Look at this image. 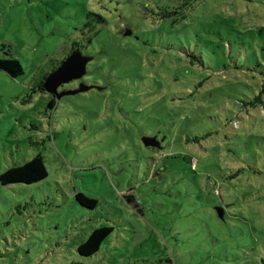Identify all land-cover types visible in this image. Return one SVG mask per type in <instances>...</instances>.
<instances>
[{
  "label": "rangeland",
  "instance_id": "obj_1",
  "mask_svg": "<svg viewBox=\"0 0 264 264\" xmlns=\"http://www.w3.org/2000/svg\"><path fill=\"white\" fill-rule=\"evenodd\" d=\"M77 43L94 59L65 89L103 86L55 98ZM9 57L0 175L42 155L48 176L0 181V264H264V0H0Z\"/></svg>",
  "mask_w": 264,
  "mask_h": 264
},
{
  "label": "trees",
  "instance_id": "obj_2",
  "mask_svg": "<svg viewBox=\"0 0 264 264\" xmlns=\"http://www.w3.org/2000/svg\"><path fill=\"white\" fill-rule=\"evenodd\" d=\"M247 1H253V0H247ZM92 42H93L92 39L89 38V43ZM77 44L80 45V43ZM101 53H107V50L103 49ZM0 68L7 71L9 74H11L13 77L16 78L24 74V68L22 66V63L20 62L19 59L14 57L0 58ZM99 70H101V68L97 66L94 72ZM93 83L94 84H87V85H93L92 88L103 86L99 82H93ZM54 97L57 98L56 96ZM248 104L252 106L263 104L262 95L261 94L258 95L253 101L248 102ZM198 139L199 138H195V140ZM162 147L163 146L153 147V148L158 150L161 149ZM47 176H48V169L45 164V161L42 155H37L33 159L23 164L16 165L7 169L5 172H3L0 175V181L5 185L17 183V182L30 184L41 181ZM126 196L128 197L129 202L136 204L138 203V201H135L132 194ZM76 199L82 205L87 206L89 208H95L98 203L96 199L89 197L82 192L77 193ZM113 230L114 228L110 226H103L95 229L90 235V237L79 246V251L82 253V255L85 256H91L95 254L100 250L102 243L113 232Z\"/></svg>",
  "mask_w": 264,
  "mask_h": 264
},
{
  "label": "water",
  "instance_id": "obj_3",
  "mask_svg": "<svg viewBox=\"0 0 264 264\" xmlns=\"http://www.w3.org/2000/svg\"><path fill=\"white\" fill-rule=\"evenodd\" d=\"M127 35L132 34L130 30ZM94 59V56L83 54L81 50H74L62 64L52 71L45 79L43 88L56 96L58 99L65 95L77 94L83 91L90 90L93 85H87L82 82L79 87L70 88L60 91V87L74 80H80L88 73V64ZM144 142L147 146L160 147V141L152 136H145ZM218 213L224 218L225 210L223 207H217Z\"/></svg>",
  "mask_w": 264,
  "mask_h": 264
},
{
  "label": "flooded vegetation",
  "instance_id": "obj_4",
  "mask_svg": "<svg viewBox=\"0 0 264 264\" xmlns=\"http://www.w3.org/2000/svg\"><path fill=\"white\" fill-rule=\"evenodd\" d=\"M81 47H82V46H79V47L77 48V50H78V49L81 50V49H82ZM82 80H83V78L80 79V81H82ZM63 88L65 89V85L61 86L59 90L61 91V89H63ZM53 96H54V95H53Z\"/></svg>",
  "mask_w": 264,
  "mask_h": 264
}]
</instances>
